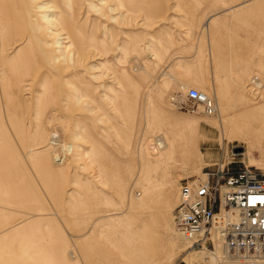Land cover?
<instances>
[{"label": "rangeland", "instance_id": "rangeland-1", "mask_svg": "<svg viewBox=\"0 0 264 264\" xmlns=\"http://www.w3.org/2000/svg\"><path fill=\"white\" fill-rule=\"evenodd\" d=\"M0 36V264H189L181 185L264 174V0H0Z\"/></svg>", "mask_w": 264, "mask_h": 264}, {"label": "built area", "instance_id": "built-area-1", "mask_svg": "<svg viewBox=\"0 0 264 264\" xmlns=\"http://www.w3.org/2000/svg\"><path fill=\"white\" fill-rule=\"evenodd\" d=\"M187 101L208 116L218 113L215 101L195 88ZM173 220L189 249L204 256L194 264H264V174L233 161L209 169L181 185Z\"/></svg>", "mask_w": 264, "mask_h": 264}, {"label": "bare ground", "instance_id": "bare-ground-1", "mask_svg": "<svg viewBox=\"0 0 264 264\" xmlns=\"http://www.w3.org/2000/svg\"><path fill=\"white\" fill-rule=\"evenodd\" d=\"M46 3H48V2H46ZM1 37V36H0ZM3 38V37H2ZM2 40V39H1ZM1 42V41H0ZM45 43V42H44ZM56 45V44H55ZM255 78V77H254ZM253 78V79H254ZM252 79V80H253ZM251 80V81H252ZM255 81H253L252 82V84H254L255 85V87L253 86V87H250V88H253V90L254 89H260L261 91H262V89L264 88V85H263V81L260 79V78H258L257 77V79L255 78L254 79ZM184 90H185V87L183 88ZM263 91H264V89H263ZM201 92V91H200ZM202 93H204V92H202ZM205 95H207L206 93H204ZM208 97H210V98H212L211 96H209V95H207ZM220 96V98L221 99H223L222 98V96L219 94V95H217V97H219ZM213 99V98H212ZM187 100V99H186ZM185 100V98L183 99L182 98V100H179V98H178V96L176 97V96H174L173 97V102H178V103H182V102H185L186 101ZM149 101L150 102H152V97L149 99ZM214 101H215V99H214ZM176 104V103H175ZM174 104V105H175ZM215 104H216V107H217V110L218 109H220L219 107H218V104H217V102L215 101ZM177 105V104H176ZM175 105V106H176ZM178 109H179V107L178 106H176ZM184 108V107H183ZM183 108H181V109H183ZM201 108V107H200ZM198 109H199V107H198ZM197 110V109H196ZM223 111V110H222ZM224 112V111H223ZM263 112V113H262ZM259 117L262 119V124L259 126V136L261 137V142L259 141V143H260V145L261 146H263L264 145V106H259ZM217 115H218V113H217ZM216 115V116H217ZM220 115H222V116H224L225 117V112H224V114L223 113H221V111H220ZM215 120H217L219 123H222V121H223V119H218V118H215ZM196 126V125H195ZM195 126H192V129L195 127ZM222 126V125H221ZM52 132V131H51ZM192 132H194V131H192ZM64 137V136H63ZM61 137L57 134V132L56 133H53L52 135H51V140H53L54 142L56 141V142H59L58 141V139H60ZM62 141H64V140H62ZM62 141H60V143L62 142ZM53 142V143H54ZM154 145L156 146V147H158L159 149L158 150H161V155H159L158 156V154H157V160L158 161H162L163 159H166L168 156H169V152H170V145L168 144V142H164V141H162V138L161 137H158L156 140H155V142H154ZM34 156V155H33ZM150 194V193H149ZM180 198V197H179ZM179 203V202H178ZM174 230H175V232L182 238V240L184 241V243H186L185 245H186V247H187V249L188 250H190L189 248H190V245H189V243L187 242V240H185L178 232H177V230H176V228H175V224H174ZM188 245V246H187ZM220 253V252H219ZM71 259H73V255H70L69 256ZM188 257H189V264L191 263V264H194V263H199V262H201V261H203V259H204V256H203V254H201V253H199V252H196V251H193V250H190V253L188 254Z\"/></svg>", "mask_w": 264, "mask_h": 264}]
</instances>
